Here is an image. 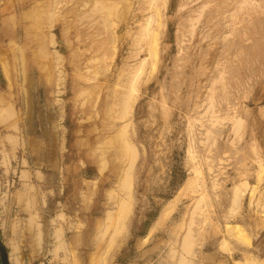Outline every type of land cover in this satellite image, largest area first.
Instances as JSON below:
<instances>
[{
  "label": "rangeland",
  "instance_id": "1",
  "mask_svg": "<svg viewBox=\"0 0 264 264\" xmlns=\"http://www.w3.org/2000/svg\"><path fill=\"white\" fill-rule=\"evenodd\" d=\"M13 263H264V0H0Z\"/></svg>",
  "mask_w": 264,
  "mask_h": 264
},
{
  "label": "bare ground",
  "instance_id": "2",
  "mask_svg": "<svg viewBox=\"0 0 264 264\" xmlns=\"http://www.w3.org/2000/svg\"><path fill=\"white\" fill-rule=\"evenodd\" d=\"M159 16V15H158ZM155 17H156V14H155ZM151 20H153V19H151ZM150 21H148V23H149ZM150 25H152V22L149 24V27H150ZM145 28V27H144ZM146 29V28H145ZM152 35V34H151ZM153 35H155V34H153ZM150 43H152V42H150ZM153 44H154V42H153ZM153 44H152V46H153ZM155 45V44H154ZM154 48H153V50H152V52H150V54L149 55H152V56H150V57H152L153 58V60L155 61L156 59H157V57H158V50H157V46H153ZM152 58L150 59V61L152 60ZM147 60V59H146ZM153 61V62H154ZM142 63V62H141ZM138 66V65H137ZM145 66V62H143L142 64H141V66L139 67V69H142L143 67ZM136 68H138V67H136ZM139 69H137L138 71H139ZM141 71V70H140ZM143 71V70H142ZM135 78V77H134ZM130 100V99H129ZM129 104H131V103H129ZM129 104H126V105H128L129 106ZM133 105H130L128 108H130V110L127 108V106H126V108L129 110V112H131L132 111V109H133ZM7 111V110H6ZM127 111V110H126ZM3 112V111H2ZM9 112V111H8ZM128 112V113H129ZM11 114V113H10ZM131 114H132V112H131ZM125 115H126V113H125ZM9 116V115H8ZM127 128V127H126ZM124 131H127V130H123V132ZM125 133V132H124ZM127 133V132H126ZM120 136H122V135H120ZM127 135H125V136H122V137H124V139H122V140H124V141H126V139H125V137H126ZM118 140H120V138L118 139ZM122 144L124 143V142H121ZM122 144H121V147H122ZM124 144H127V143H124ZM123 146H125V145H123ZM130 146V145H129ZM126 147H128V145H126ZM125 147V148H126ZM131 147V146H130ZM130 147H128V149L127 150H131V148ZM124 150V149H120L121 151H123V152H125V151H127V150ZM134 150V148L132 149V151ZM135 151V150H134ZM128 152H130V151H128ZM128 152H126V153H128ZM136 152V151H135ZM125 154V153H124ZM128 154H130V153H128ZM131 155H133V154H131ZM126 156V155H125ZM128 156V155H127ZM135 156H137V155H135ZM134 156V157H135ZM123 158H125V157H123ZM128 158V157H127ZM136 158V157H135ZM135 158H132L133 159V161L135 162L136 160H135ZM126 159V158H125ZM122 161H123V159H121L120 160V162L122 163ZM132 161V160H131ZM133 163V162H132ZM135 164V163H134ZM131 165V164H130ZM263 166V165H262ZM107 167V166H106ZM105 167V168H106ZM134 168V167H133ZM263 168V167H262ZM129 170V171H128ZM126 172H128V173H125L126 175L127 174H129V175H125V178H123L122 179V177L124 176H122L121 177V179L119 180V181H121L120 183H119V185H118V187H119V191L118 192H121L122 194L124 193V194H128L127 196H129L130 195V193H131V177H129L130 176V173L132 174V171L130 170V167H129V169H127V171ZM130 172V173H129ZM124 174V173H123ZM127 177V178H126ZM125 179H129L130 180V182H128L129 180H125ZM113 194V193H112ZM111 194V195H112ZM235 194V193H234ZM236 195H238V193L236 194ZM131 196V195H130ZM108 197H109V195H108ZM113 197H115V195L114 196H112V198ZM123 195H122V197H121V199H122V201L121 202H117V207H115L116 208V217H117V219H115L114 217H112V218H114L113 220H112V218H108V219H110V220H112V221H115V220H117V221H115V223L117 222V224H118V222H120V220H122L124 217H125V215H126V217L124 218V220L125 219H127L128 217V213H129V211H130V209H131V204H130V197H126L127 198V200H129L128 202L126 201V202H124L123 200ZM236 197V196H235ZM110 198H111V196H110ZM238 198V197H237ZM234 199H236V198H234ZM237 204V203H236ZM116 206V205H115ZM121 222H123V221H121ZM121 222H120V224H121ZM122 225H123V223H122ZM116 226V225H115ZM118 226H119V224H118ZM117 229V228H116ZM119 229H117L116 231H118ZM98 231V230H97ZM115 231V233H114V235L117 233ZM120 232V231H119ZM41 233V232H40ZM227 233H228V235L229 236H231V237H233V238H236L235 236H237L238 234H240V233H242V230H241V228L239 227V226H235V227H232V226H229L228 228H227ZM39 235V234H38ZM241 235V234H240ZM239 235V236H240ZM38 237H40V236H38ZM114 238H116V237H119L117 234H116V236H113ZM112 237V238H113ZM239 237L237 236V239H238ZM241 238H244V237H241ZM241 238H239V239H241ZM37 239V238H36ZM236 240V239H235ZM38 244V243H37ZM61 245V244H60ZM64 246V245H63ZM15 247V246H14ZM14 250V249H13ZM17 250H18V248H17ZM98 250V249H97ZM12 253V252H11ZM12 254H15V253H12ZM90 258V257H89ZM12 259V258H11ZM14 259V258H13ZM14 260H17V259H14ZM92 260V259H91ZM17 262H18V260H17ZM16 263V262H15ZM15 263H13V264H15ZM21 263V262H20ZM250 264V263H249ZM264 264V263H263Z\"/></svg>",
  "mask_w": 264,
  "mask_h": 264
}]
</instances>
